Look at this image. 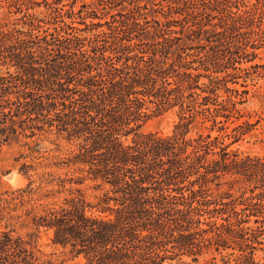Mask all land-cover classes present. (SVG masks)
<instances>
[{
	"label": "trees",
	"instance_id": "obj_1",
	"mask_svg": "<svg viewBox=\"0 0 264 264\" xmlns=\"http://www.w3.org/2000/svg\"><path fill=\"white\" fill-rule=\"evenodd\" d=\"M60 1L0 0L15 16L0 23V149L63 137L75 150L54 166L77 173L20 166L25 185L0 193V264H52L40 232L82 264H264V157L229 150L250 125L227 132L240 93L225 86L260 67L264 0ZM172 110L170 135L140 133Z\"/></svg>",
	"mask_w": 264,
	"mask_h": 264
},
{
	"label": "rangeland",
	"instance_id": "obj_2",
	"mask_svg": "<svg viewBox=\"0 0 264 264\" xmlns=\"http://www.w3.org/2000/svg\"><path fill=\"white\" fill-rule=\"evenodd\" d=\"M88 2L89 0H84ZM51 3V2H47ZM60 8L62 10H67L73 7V12H76L81 5V0H62L59 2ZM153 3H169L164 1L156 0ZM92 8V6H88ZM161 9V7H158ZM119 7H115L112 10H102L101 7H97V13L102 14H115L119 11ZM157 9V6L154 8ZM158 9V10H159ZM42 8L37 10V12H42ZM156 16V19L162 20L161 15L151 14L147 16L148 19ZM15 16L9 17L6 10H0V23L11 24ZM105 19H108V15ZM100 28L99 30H102ZM258 58L253 61L252 64H257L260 67L249 68L250 64H243L238 67L245 69L244 71H237L234 76L226 80L225 86L229 89H234L240 95L234 96L235 101L240 102L236 106V110L239 112L234 115L231 121L233 124H227V132L230 133L232 127L247 123L250 126L245 129V134L239 138V140L230 145L229 150L236 151L240 155H256L264 157V51L258 50ZM206 82L205 79L201 80ZM223 97L226 94L221 92ZM237 118V119H236ZM177 122V117L175 110L168 111L160 116H152L145 122L141 127L140 133L142 134H158L160 136H168L173 130V126ZM199 129H192L190 135L193 136L195 132ZM247 131V132H246ZM212 135H216L213 132ZM37 140V139H33ZM130 140V137L127 139ZM28 146H25L24 143ZM227 143L229 141H226ZM36 145L35 150L40 152L39 154L30 155L29 146H32L31 140H21L18 143H11L10 145H5L0 149V193L4 191H12L21 188L25 185V179L18 173V169L23 163L32 164L36 167L35 172H31L33 180H38L42 173H51L54 176H63L68 173V176L73 178L77 177V173H73V169H67L63 167L54 166L55 162L68 155L71 151L75 150L73 143H68L63 137H57L53 134L45 135L40 137L34 143ZM42 156L37 160L36 157ZM40 162V165L37 163ZM38 182V181H37ZM79 188L83 193L85 198L92 202L93 196L96 194L91 191L86 185L82 187H77V185H66V190ZM68 195V191L64 193L55 194L53 197L49 198L47 202L57 203L62 201L64 197ZM30 232L28 230L22 229L18 230L19 234L24 235ZM264 244V241H263ZM32 245L35 247L38 256L42 260H50L52 264H82L81 258L75 257L68 249H61L58 246L52 245L50 241V234L47 232H40L35 239L32 240ZM255 258L257 260L264 258V245L261 250L256 251ZM208 257H205L207 259Z\"/></svg>",
	"mask_w": 264,
	"mask_h": 264
}]
</instances>
